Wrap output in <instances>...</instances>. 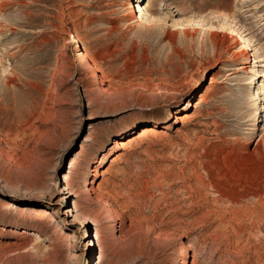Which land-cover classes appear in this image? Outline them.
<instances>
[{"label":"rangeland","instance_id":"obj_1","mask_svg":"<svg viewBox=\"0 0 264 264\" xmlns=\"http://www.w3.org/2000/svg\"><path fill=\"white\" fill-rule=\"evenodd\" d=\"M0 264H264V0H0Z\"/></svg>","mask_w":264,"mask_h":264},{"label":"bare ground","instance_id":"obj_2","mask_svg":"<svg viewBox=\"0 0 264 264\" xmlns=\"http://www.w3.org/2000/svg\"><path fill=\"white\" fill-rule=\"evenodd\" d=\"M127 7H128V5H126ZM131 9H132V5H131ZM244 44H246V45H248V47H249V41L248 40H244ZM18 52V51H17ZM19 52H20V50H19ZM154 130V128L153 127H147V129H144L143 130V133H142V135L144 136V135H147V134H149L150 132H152ZM154 132V131H153ZM154 134V133H153ZM124 142V141H123ZM118 143V145H120V146H124V145H126L127 143H122V142H116V144ZM129 143V142H128ZM68 177V176H67ZM66 177V178H67ZM69 178V177H68ZM91 184H93L92 182H91ZM45 186H46V184H44ZM39 187V186H38ZM39 190H41V189H39Z\"/></svg>","mask_w":264,"mask_h":264}]
</instances>
